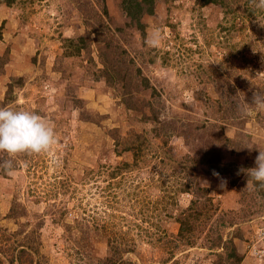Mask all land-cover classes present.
<instances>
[{"label":"rangeland","instance_id":"1","mask_svg":"<svg viewBox=\"0 0 264 264\" xmlns=\"http://www.w3.org/2000/svg\"><path fill=\"white\" fill-rule=\"evenodd\" d=\"M218 1L141 0V33L122 0H0V107L58 140L0 168V264H218L230 239L264 264V189L237 175L264 150V111H240L264 89V12ZM192 200L212 218L181 240Z\"/></svg>","mask_w":264,"mask_h":264},{"label":"clouds","instance_id":"2","mask_svg":"<svg viewBox=\"0 0 264 264\" xmlns=\"http://www.w3.org/2000/svg\"><path fill=\"white\" fill-rule=\"evenodd\" d=\"M257 11L264 12V0H250ZM264 28V15H257L255 21ZM158 37L152 38L155 46ZM257 74H264L258 72ZM252 107L240 108L242 115L251 116L254 111H264V89L254 88L252 92ZM58 143L54 128L41 115L25 111L15 110L10 107H0V153H7V159L0 157V168L6 173H11L14 168L13 158L18 154H42L51 151ZM252 149L253 147H247ZM258 148V147H257ZM254 167L240 166L237 175L243 174L247 178V188L264 189V150L258 148ZM219 176V173H213ZM224 184H221L223 187Z\"/></svg>","mask_w":264,"mask_h":264},{"label":"trees","instance_id":"3","mask_svg":"<svg viewBox=\"0 0 264 264\" xmlns=\"http://www.w3.org/2000/svg\"><path fill=\"white\" fill-rule=\"evenodd\" d=\"M4 1H9V2H13L15 0H4ZM134 0H122L121 2V7L122 9L126 12V15L129 18L135 19V24L136 27L141 31V33H143L142 31H144L145 29V23L143 22V17L146 14H153L154 13V7L153 4L150 2V6L147 7L146 10H144V13H146L145 15H143L144 13H141L142 10L139 9H134L133 7H137L138 5L141 4V0H137L136 3H133ZM150 1V0H149ZM208 2H214V3H218V0H207ZM131 23H133V21H130ZM219 172V171H218ZM220 173H223V171H220ZM236 180V179H235ZM235 182V181H234ZM200 190H202L201 188H199ZM204 191H208V188H204ZM261 191V197L264 198V190H260ZM206 199L209 200V198L206 196ZM211 201H214L213 198H210ZM193 203H198V200L193 201L191 203L192 206V210L193 211H189L187 212V210L183 211V216L179 217L178 222L180 223V227H179V233H178V237L181 238V240H190L191 237L193 236L194 233H192V231H194V226L192 225V221L194 219L195 221H202V217L205 216L208 219H211L212 216L210 213H208L206 210L204 209H195L193 207ZM200 203V201H199ZM205 204V203H204ZM207 207L208 205L205 204ZM209 208V207H208ZM97 220V219H96ZM107 221L106 219H103V222ZM103 226L105 227L106 225L103 224ZM205 227V226H204ZM111 239H108L109 241V245H111V247H115L116 251H114V253H118L119 254V258H121V255L126 252V251H130L133 250L132 247H134L135 244L134 242L131 240V243H133L134 245L131 244H126L128 243V240L124 235H110ZM221 239L223 240V236L222 235H218L216 242L213 243V246H221ZM193 244V242H192ZM123 246V247H122ZM223 249H225L224 254L221 253L219 254L220 256V261L218 264H221L220 262L222 261L223 264H240L243 260V256L238 252V249L235 247L234 242L232 239H230L229 241H227L226 243H224V245L222 246ZM106 264H122V259H120L119 263H116L112 258L107 257L106 259Z\"/></svg>","mask_w":264,"mask_h":264}]
</instances>
